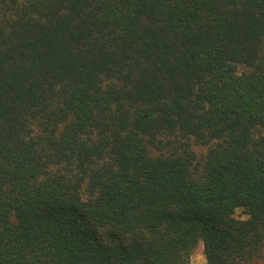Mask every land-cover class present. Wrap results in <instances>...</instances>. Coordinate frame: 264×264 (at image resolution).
I'll list each match as a JSON object with an SVG mask.
<instances>
[{
  "label": "trees",
  "instance_id": "1",
  "mask_svg": "<svg viewBox=\"0 0 264 264\" xmlns=\"http://www.w3.org/2000/svg\"><path fill=\"white\" fill-rule=\"evenodd\" d=\"M200 243L264 249V0H0V264Z\"/></svg>",
  "mask_w": 264,
  "mask_h": 264
},
{
  "label": "rangeland",
  "instance_id": "2",
  "mask_svg": "<svg viewBox=\"0 0 264 264\" xmlns=\"http://www.w3.org/2000/svg\"><path fill=\"white\" fill-rule=\"evenodd\" d=\"M197 152L200 155H202L205 152V150L202 148H197ZM236 217L238 219H247L248 216L245 214V212L243 210H238L236 212ZM192 264H207V259H206V255L204 252L203 243H200L198 248L193 252ZM254 264H264V249L261 252L260 256L258 258H256Z\"/></svg>",
  "mask_w": 264,
  "mask_h": 264
}]
</instances>
